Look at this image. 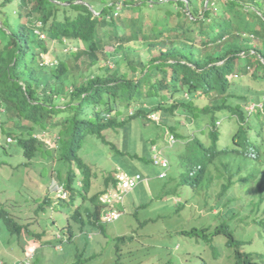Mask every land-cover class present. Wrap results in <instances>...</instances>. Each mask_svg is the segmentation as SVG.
Returning <instances> with one entry per match:
<instances>
[{"label":"trees","instance_id":"trees-1","mask_svg":"<svg viewBox=\"0 0 264 264\" xmlns=\"http://www.w3.org/2000/svg\"><path fill=\"white\" fill-rule=\"evenodd\" d=\"M119 10L126 15H116ZM54 43L84 47L51 57ZM79 64L96 67L85 78L73 71ZM244 79L264 81V0H0V150L16 144L14 156L24 157L17 167L44 164L43 176L47 170L54 188L67 194L48 190L29 221L37 224L42 212L64 202L67 223L55 237L62 243L86 224L110 223L102 221L106 206L99 197L114 186L116 172L90 195L93 174L80 154L83 145L90 136L109 144L106 132L118 134L128 119L156 124L159 114L166 133L183 145L177 153L182 184L217 188L216 225L181 231L208 238L201 264L224 249L232 264H264V215H257L264 211V141L258 138L264 137V92L254 93L261 106L246 110L252 90L242 86ZM200 95L209 103L198 104ZM177 113L197 120L206 139L188 134ZM224 115L222 127L237 125L236 147L219 140ZM249 218L250 230L234 223ZM0 221L17 236L31 234L25 218L4 208Z\"/></svg>","mask_w":264,"mask_h":264},{"label":"rangeland","instance_id":"rangeland-1","mask_svg":"<svg viewBox=\"0 0 264 264\" xmlns=\"http://www.w3.org/2000/svg\"><path fill=\"white\" fill-rule=\"evenodd\" d=\"M118 13L126 15L125 11L119 10L116 15ZM77 46L84 47L82 43L67 47L54 43L50 55L54 57L68 53L69 48L75 49ZM104 50L111 51L112 47L107 44ZM141 54L145 58L150 57L144 50H141ZM95 67L90 64H79L73 67V71L78 72L77 76L82 74V77L86 78ZM108 67L113 69L114 64L109 63ZM242 86L252 90L246 95L251 99L246 110L251 111L256 106H261V101L254 99L257 95L254 93L264 92V81L257 83L244 79ZM198 98V104L209 103L204 95ZM179 116L186 122L188 134H196L206 139L205 133H201L202 127H195L197 120L189 116L188 122L183 114ZM153 117L158 125L150 121L143 122L139 118L131 121L128 119L125 125L118 128V134L106 132L109 144L95 138L93 139L96 142L89 140L91 136L86 140L80 154L93 174L90 195L102 190L105 187L104 177L118 170L128 175L139 173L143 180L126 195L125 211L117 220L101 226L86 224L81 231L77 229L74 231L71 241L63 243L55 240V237L62 233V228L67 223L64 202L58 201L56 207H50L42 212L37 224L29 220L33 219L31 216H35L34 210L48 190H59L61 196L66 192L61 191V188H54L47 170L46 176H43L44 164L31 163L28 166L17 167L18 161L23 160L24 157L14 156V150H17L16 144H6L8 150H0V206H2L0 209H6L10 216H15L19 220L25 218L24 225L29 224L31 234L23 231L17 236L0 221V262H12L25 256L31 247H36L32 258L34 264H201L206 260L204 256H207L208 238L197 239L184 235L181 231L191 228L201 229L208 224L213 227L216 225L217 218H213L212 212L215 214L219 208H216L212 196L217 188L208 192L201 188L194 190L191 185L182 184L181 173L184 169L177 153L182 150L183 145L175 142L176 144L171 146L168 141L169 134L167 136L166 130L160 124L159 114ZM227 118L228 116L224 115L218 120L217 126L223 128L221 130L224 133L219 140L225 139L230 146L236 147L231 144V136L236 131L237 125L232 123L225 129L226 127H222L221 124V121L224 122ZM182 122L180 124H183ZM42 133L43 131H40L39 135L41 136ZM258 138L261 142L264 141V137ZM7 143H9L8 138ZM152 146H156L169 162L165 178L160 177L163 169L152 162ZM206 192L210 193L211 197L205 196ZM242 214L246 215L248 211H243ZM257 215H264V211ZM219 218L225 219L222 216ZM234 223L239 228L242 225L248 226L246 230H250L253 226L250 218L246 219L247 224L239 219ZM43 232L45 234L39 238V233ZM122 237L124 239H121ZM48 241L49 243H46ZM216 242L223 244L225 240L217 239ZM260 247L264 252L263 241ZM242 249L255 250L249 245L243 246ZM222 253L221 257L214 260L210 257L211 264H232V260H229L230 251L224 249Z\"/></svg>","mask_w":264,"mask_h":264},{"label":"built area","instance_id":"built-area-1","mask_svg":"<svg viewBox=\"0 0 264 264\" xmlns=\"http://www.w3.org/2000/svg\"><path fill=\"white\" fill-rule=\"evenodd\" d=\"M8 140L10 141L12 139L8 138ZM169 141L171 144L176 142L172 135L169 136ZM152 151L154 152L152 162L155 166L161 167L163 169L161 172L162 174L160 173V177H164L166 175V170L169 167V162L162 152L158 151L155 146H153ZM142 180L143 178L139 173L128 175L121 170L116 172V182L113 184L114 186H109L99 197L100 202L106 206L102 215V221L110 222L118 219L122 215L124 210V199L126 195L132 191ZM65 196L66 194H64V197ZM34 249L35 247H31L25 253L26 255L22 259H17L10 264H33L32 258L34 257Z\"/></svg>","mask_w":264,"mask_h":264},{"label":"clouds","instance_id":"clouds-1","mask_svg":"<svg viewBox=\"0 0 264 264\" xmlns=\"http://www.w3.org/2000/svg\"><path fill=\"white\" fill-rule=\"evenodd\" d=\"M168 135V134H167ZM169 136H170V134H169ZM176 140V139H175ZM168 141H169V139H168ZM169 144L171 145V146H173L174 145V143L173 144H171L170 143V141H169ZM153 147V146H152ZM156 147V146H155ZM166 172H167V170H166ZM162 178V177H161ZM63 191V190H62ZM62 197H64V196H62ZM66 197V196H65ZM100 201V200H99ZM125 204V203H124ZM123 208H124V205H123ZM122 209V208H121ZM125 211V208H124V210H123V212ZM123 212H122V214H123ZM117 220V219H116ZM113 221H115V220H113ZM113 221H110V222H113ZM35 249H36V247H35ZM35 249H34V252H35ZM24 257V256H23ZM22 257V258H23ZM22 258H18V259H22ZM17 260V259H16ZM15 261V260H14ZM13 262V261H12ZM34 264V263H33Z\"/></svg>","mask_w":264,"mask_h":264},{"label":"crops","instance_id":"crops-1","mask_svg":"<svg viewBox=\"0 0 264 264\" xmlns=\"http://www.w3.org/2000/svg\"><path fill=\"white\" fill-rule=\"evenodd\" d=\"M23 257V256H22ZM22 257H20V258H22Z\"/></svg>","mask_w":264,"mask_h":264}]
</instances>
